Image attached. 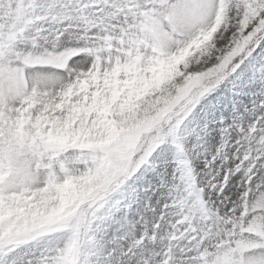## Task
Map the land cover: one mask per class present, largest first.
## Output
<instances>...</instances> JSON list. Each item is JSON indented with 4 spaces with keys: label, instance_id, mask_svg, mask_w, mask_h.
Wrapping results in <instances>:
<instances>
[{
    "label": "snow or ice",
    "instance_id": "obj_1",
    "mask_svg": "<svg viewBox=\"0 0 264 264\" xmlns=\"http://www.w3.org/2000/svg\"><path fill=\"white\" fill-rule=\"evenodd\" d=\"M0 264H264V0H0Z\"/></svg>",
    "mask_w": 264,
    "mask_h": 264
}]
</instances>
